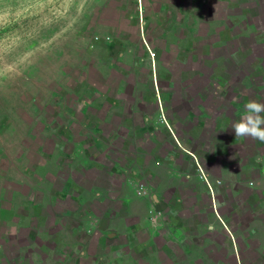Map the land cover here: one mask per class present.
I'll use <instances>...</instances> for the list:
<instances>
[{
    "label": "rangeland",
    "instance_id": "obj_1",
    "mask_svg": "<svg viewBox=\"0 0 264 264\" xmlns=\"http://www.w3.org/2000/svg\"><path fill=\"white\" fill-rule=\"evenodd\" d=\"M193 4L0 0V264L171 259L128 251L120 239L90 243L85 258L79 254L106 212L122 211L116 199L106 201L126 182L111 166L135 175L133 192L157 185L167 193L166 131L188 128L185 110L214 105L211 127L230 140L229 105L264 98V0H202L199 24L188 31ZM129 108L142 112L131 117ZM215 147L225 145L212 141L207 152ZM196 202L210 213L208 201ZM183 206L165 195L148 209L162 224H176V242L162 249L177 262L189 259L181 250L188 247ZM232 238L234 251L224 245L223 260L247 264Z\"/></svg>",
    "mask_w": 264,
    "mask_h": 264
},
{
    "label": "crops",
    "instance_id": "obj_2",
    "mask_svg": "<svg viewBox=\"0 0 264 264\" xmlns=\"http://www.w3.org/2000/svg\"><path fill=\"white\" fill-rule=\"evenodd\" d=\"M193 3L194 7L191 11H195L199 5L200 12L202 0L199 2L193 0ZM250 82L253 83L249 80L248 83ZM259 87L264 90L263 80ZM257 101L264 102V98ZM203 102L199 101V104ZM247 102L243 101L241 105L239 102H236L235 106L233 103L229 105L232 111L231 126L243 115L244 105ZM201 107H193L181 112L184 121H188V128L184 127V130L177 132L172 127L166 131L169 147L172 150L171 155L162 152V157L167 158L165 161L167 193L161 186L154 185L150 188L151 191L147 189V197L138 196L136 189L134 188L133 192L130 188L131 178L135 175L131 173L130 176L122 167L118 168V171L110 167L112 171L122 175L126 182L119 184L118 195L110 194L106 197V201L113 203L116 199L115 203L121 205L122 211L121 213H109V210L108 213L106 212L104 220L102 219L100 224L96 225L94 235L84 242L85 250L79 254V259L85 258L87 254L85 251L90 243L102 244L100 243L102 241L108 243L120 239L123 240L128 251L139 248L145 250L147 255L161 253L165 257L164 260L171 258L168 259L167 264H230L223 260L222 253L224 245L232 246L233 250L232 236H234L237 250L247 264H264V143L251 139L237 140L234 131L229 140L225 129L211 127L214 117L207 118L209 115H215V109H212L214 105L209 106L203 103ZM152 110L155 112L156 107ZM137 111L129 108V116L142 112ZM109 117L111 119V115ZM139 118L142 123L144 119L142 113ZM169 122L170 126L176 125L171 120ZM106 136L110 138L109 134ZM144 137L148 138L147 135ZM157 138L150 137L148 140L154 142L158 140ZM144 141L146 139L142 138L141 144ZM212 141L220 142V147L225 145V148L215 147V151L209 154L207 147ZM180 156L183 157L182 162L178 159ZM197 166L208 179L211 191L199 178ZM165 195H168L177 205L180 202L184 205L181 224L182 240L184 243L188 238V247L182 246L181 250L184 253L187 249L188 260L177 262L173 258L175 252L168 255L162 249L165 242H176L174 239L178 229L176 224L170 221L162 224L159 216H149L148 209L152 205L161 203ZM200 198L203 202H209L208 215L203 212L201 206H196L201 203L196 202ZM194 212L196 213L193 215ZM243 218L247 222L244 223ZM222 240L225 241L224 244ZM151 245L153 247L148 248ZM227 251L231 254L228 246ZM103 264H139V261L135 257L117 262L111 257L108 260L104 259ZM146 264L162 263L150 261Z\"/></svg>",
    "mask_w": 264,
    "mask_h": 264
},
{
    "label": "clouds",
    "instance_id": "obj_3",
    "mask_svg": "<svg viewBox=\"0 0 264 264\" xmlns=\"http://www.w3.org/2000/svg\"><path fill=\"white\" fill-rule=\"evenodd\" d=\"M238 140H254L264 143V102L250 100L244 105L240 119L231 127Z\"/></svg>",
    "mask_w": 264,
    "mask_h": 264
},
{
    "label": "trees",
    "instance_id": "obj_4",
    "mask_svg": "<svg viewBox=\"0 0 264 264\" xmlns=\"http://www.w3.org/2000/svg\"><path fill=\"white\" fill-rule=\"evenodd\" d=\"M197 2H199V0H197ZM198 8H199V5L195 8L196 9L195 10V14L191 15V23H190V26L187 28L188 31H190L192 28H195L194 24H197V25L199 24L200 12L198 11ZM193 25H194V27H192ZM197 32L198 33L195 35V37H199L200 36L199 31H197ZM148 43H149L148 46H149L150 50L152 51V53L154 54V57H157L158 53H159L158 49H157V51L155 50V47H153L152 42L149 41ZM176 58H177V55L174 54L173 56H171L170 60L174 61V59H176ZM156 60L158 61V57L156 58ZM158 63H160V60L158 61Z\"/></svg>",
    "mask_w": 264,
    "mask_h": 264
},
{
    "label": "built area",
    "instance_id": "obj_5",
    "mask_svg": "<svg viewBox=\"0 0 264 264\" xmlns=\"http://www.w3.org/2000/svg\"><path fill=\"white\" fill-rule=\"evenodd\" d=\"M197 169H198V171H199V178H200L201 180H203V181L206 183V185H207V187H208V190L211 191L210 184H209L208 179L206 178L204 172L201 170V168H200L199 166H197ZM263 174H264V167H263ZM217 184H219V182H217ZM137 193H138V196H141V197H147V196H148V191L144 188L143 185H139V188H138ZM154 211H155V210H154L153 208H151V209L148 211V213H149L150 215H152V217H153V216H160V213H159V212L155 213Z\"/></svg>",
    "mask_w": 264,
    "mask_h": 264
}]
</instances>
